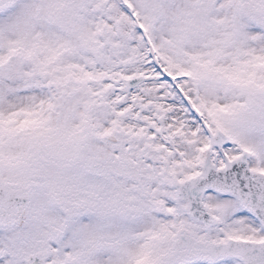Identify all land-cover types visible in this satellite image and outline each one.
Returning <instances> with one entry per match:
<instances>
[{
  "label": "snow or ice",
  "instance_id": "6c2138e0",
  "mask_svg": "<svg viewBox=\"0 0 264 264\" xmlns=\"http://www.w3.org/2000/svg\"><path fill=\"white\" fill-rule=\"evenodd\" d=\"M0 264H264V0H0Z\"/></svg>",
  "mask_w": 264,
  "mask_h": 264
}]
</instances>
